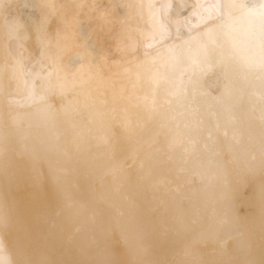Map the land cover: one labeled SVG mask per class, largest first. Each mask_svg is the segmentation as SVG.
<instances>
[{
	"label": "clouds",
	"instance_id": "obj_1",
	"mask_svg": "<svg viewBox=\"0 0 264 264\" xmlns=\"http://www.w3.org/2000/svg\"><path fill=\"white\" fill-rule=\"evenodd\" d=\"M0 264H264V0H0Z\"/></svg>",
	"mask_w": 264,
	"mask_h": 264
}]
</instances>
